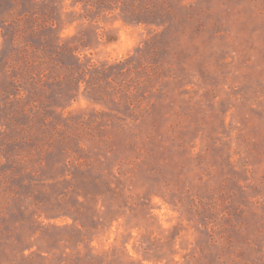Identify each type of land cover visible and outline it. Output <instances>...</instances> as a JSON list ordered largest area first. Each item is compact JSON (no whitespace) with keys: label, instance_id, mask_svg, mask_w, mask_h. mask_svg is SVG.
<instances>
[{"label":"rangeland","instance_id":"374dc122","mask_svg":"<svg viewBox=\"0 0 264 264\" xmlns=\"http://www.w3.org/2000/svg\"><path fill=\"white\" fill-rule=\"evenodd\" d=\"M4 12L63 65L0 111V264H264V0Z\"/></svg>","mask_w":264,"mask_h":264},{"label":"trees","instance_id":"16d2710c","mask_svg":"<svg viewBox=\"0 0 264 264\" xmlns=\"http://www.w3.org/2000/svg\"><path fill=\"white\" fill-rule=\"evenodd\" d=\"M5 12L0 16L2 25H10L17 34L12 37V48L0 53V67H2V72H0V76H2L0 111H5L8 115L16 110L27 113L29 105L32 107L37 106L34 103L37 102L36 97L48 82L43 80V77L46 76L42 69L43 66L49 63L51 64V70L54 71L55 67H60V64H62L61 61L54 59L61 48L55 45L49 48V45L43 39L37 42L25 39L29 32L37 38V28L35 29L34 25L28 27L25 24L15 26L13 22L8 20L9 16H6ZM8 36V34H4L5 39ZM16 36L22 39L16 42ZM56 40L63 49H67L68 53L75 57V49L64 45L60 35L57 34ZM39 69L42 70L39 71Z\"/></svg>","mask_w":264,"mask_h":264}]
</instances>
